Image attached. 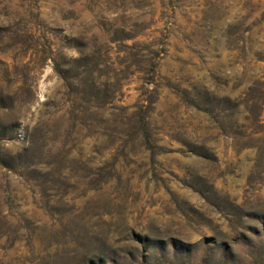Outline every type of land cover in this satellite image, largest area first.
<instances>
[{"label": "rangeland", "instance_id": "obj_1", "mask_svg": "<svg viewBox=\"0 0 264 264\" xmlns=\"http://www.w3.org/2000/svg\"><path fill=\"white\" fill-rule=\"evenodd\" d=\"M0 264H264V0H0Z\"/></svg>", "mask_w": 264, "mask_h": 264}]
</instances>
